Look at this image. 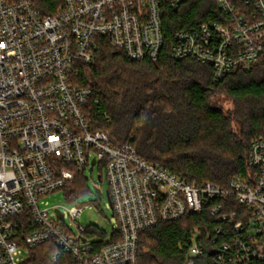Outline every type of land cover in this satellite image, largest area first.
I'll return each mask as SVG.
<instances>
[{"label": "built area", "instance_id": "1", "mask_svg": "<svg viewBox=\"0 0 264 264\" xmlns=\"http://www.w3.org/2000/svg\"><path fill=\"white\" fill-rule=\"evenodd\" d=\"M186 1L61 0L45 15L46 0H0V264H26L43 245L55 248L53 263L139 264L140 233L219 200L210 207L222 224L214 232L216 260L264 264V136L252 142L247 173L226 188L197 187L93 131L92 89L75 82L80 67L95 61L101 38L130 61H156L166 45V8ZM213 1L223 20L176 32L170 54L209 66L218 82L264 59V0ZM88 167H98L109 187L117 219L110 235L79 224L86 207L52 209L46 201ZM231 197L238 211H227ZM95 235L104 239L93 242ZM199 236L186 264L204 255Z\"/></svg>", "mask_w": 264, "mask_h": 264}, {"label": "trees", "instance_id": "2", "mask_svg": "<svg viewBox=\"0 0 264 264\" xmlns=\"http://www.w3.org/2000/svg\"><path fill=\"white\" fill-rule=\"evenodd\" d=\"M59 2L46 0L44 14H52ZM222 20L213 0H187L176 11L166 8V45L156 61H130L101 38L95 61L82 65L75 80L93 92L87 105L91 129L105 132L114 146L130 144L144 160L197 187L211 183L226 188L247 173L252 142L264 136V59L217 82L209 66L170 54L176 32ZM222 95L232 101V109L221 105ZM76 176L63 189H69L72 200L86 181L84 175ZM229 201L228 212L241 208L234 197ZM216 203L224 201L140 233L139 264H186L197 232L205 249L197 264H223L211 252L215 229L222 225L210 216ZM51 252L55 248L48 245L33 248L26 264H63L53 263Z\"/></svg>", "mask_w": 264, "mask_h": 264}, {"label": "rangeland", "instance_id": "3", "mask_svg": "<svg viewBox=\"0 0 264 264\" xmlns=\"http://www.w3.org/2000/svg\"><path fill=\"white\" fill-rule=\"evenodd\" d=\"M219 99L221 105L226 111L232 109L233 103L229 98L222 95ZM76 175L79 174H73L72 179L67 182V185L71 186L74 184L77 177ZM99 175H102V181L99 180ZM86 176H88V180L84 182L83 188L79 189L78 195L74 197V203L69 201L72 199L68 196V188L67 191L61 190L50 196L46 201L52 209L55 207L61 209L71 208L75 204H80L86 207L82 217L79 219V224L86 228H92L101 235H110L113 232V226L117 224V219L113 216V210L109 203L107 195L109 187L107 181L104 179L105 176L98 167L86 168L84 171V177ZM98 187L102 190L101 196L97 193ZM74 188H77V186ZM64 223L75 233L78 232V229L73 226L72 221L68 216L64 219ZM103 239V237L95 235L93 236L92 241L98 242Z\"/></svg>", "mask_w": 264, "mask_h": 264}, {"label": "water", "instance_id": "4", "mask_svg": "<svg viewBox=\"0 0 264 264\" xmlns=\"http://www.w3.org/2000/svg\"><path fill=\"white\" fill-rule=\"evenodd\" d=\"M95 163V162H94ZM93 163V164H94ZM99 179H101V177L99 176L98 177ZM86 180H88V178L86 177ZM97 193H98V195H101V192H100V190H97ZM107 195H108V199H109V203H110V206L112 207V202H111V199H110V195H109V192L107 193ZM61 218H62V215H61Z\"/></svg>", "mask_w": 264, "mask_h": 264}]
</instances>
